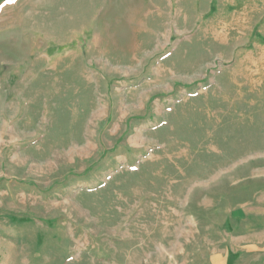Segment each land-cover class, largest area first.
Returning <instances> with one entry per match:
<instances>
[{"label": "rangeland", "instance_id": "rangeland-1", "mask_svg": "<svg viewBox=\"0 0 264 264\" xmlns=\"http://www.w3.org/2000/svg\"><path fill=\"white\" fill-rule=\"evenodd\" d=\"M0 264H264V0H0Z\"/></svg>", "mask_w": 264, "mask_h": 264}]
</instances>
